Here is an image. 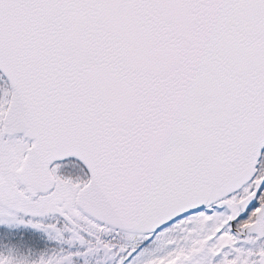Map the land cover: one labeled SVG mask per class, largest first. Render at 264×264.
Returning a JSON list of instances; mask_svg holds the SVG:
<instances>
[{
    "label": "snow or ice",
    "instance_id": "obj_1",
    "mask_svg": "<svg viewBox=\"0 0 264 264\" xmlns=\"http://www.w3.org/2000/svg\"><path fill=\"white\" fill-rule=\"evenodd\" d=\"M0 264H264V0H0Z\"/></svg>",
    "mask_w": 264,
    "mask_h": 264
}]
</instances>
